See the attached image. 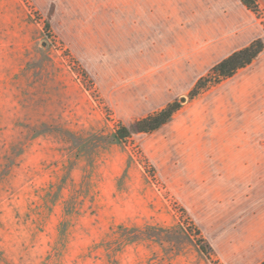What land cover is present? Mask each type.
Listing matches in <instances>:
<instances>
[{"label": "rangeland", "instance_id": "374dc122", "mask_svg": "<svg viewBox=\"0 0 264 264\" xmlns=\"http://www.w3.org/2000/svg\"><path fill=\"white\" fill-rule=\"evenodd\" d=\"M64 1L0 0V264H261L264 195L249 163L235 178L228 163L189 160L200 146L186 114L167 134L135 132L141 115L106 100L75 50L92 0L69 14ZM217 85L174 99L175 114Z\"/></svg>", "mask_w": 264, "mask_h": 264}, {"label": "crops", "instance_id": "0c3cea01", "mask_svg": "<svg viewBox=\"0 0 264 264\" xmlns=\"http://www.w3.org/2000/svg\"><path fill=\"white\" fill-rule=\"evenodd\" d=\"M256 2L264 12V0ZM61 10L75 11L74 0H65ZM75 17V50L85 51L102 95L141 118L188 94L233 52L256 39L264 44L261 19L241 0H92ZM256 97L264 99V48L156 132L168 133V125L186 114L200 146L189 160L228 163L235 178L240 162H247L250 191L264 195V120L240 121L246 110L264 114V100L260 108L240 105V99Z\"/></svg>", "mask_w": 264, "mask_h": 264}, {"label": "trees", "instance_id": "16d2710c", "mask_svg": "<svg viewBox=\"0 0 264 264\" xmlns=\"http://www.w3.org/2000/svg\"><path fill=\"white\" fill-rule=\"evenodd\" d=\"M241 1L248 9L254 13H259V7L256 0ZM263 48L264 44L262 40L256 39L248 46L233 52L214 65L206 75L197 80L194 87L188 93V98L193 99L209 86L219 84L221 81L232 77L237 71L250 65L252 61L261 53ZM180 108L181 104L178 101H173L161 110L135 120L131 125L132 129L137 133L154 132L168 123ZM115 137L118 140L127 139L129 137V131L122 126L115 132ZM261 264H264V261Z\"/></svg>", "mask_w": 264, "mask_h": 264}, {"label": "water", "instance_id": "95a60500", "mask_svg": "<svg viewBox=\"0 0 264 264\" xmlns=\"http://www.w3.org/2000/svg\"><path fill=\"white\" fill-rule=\"evenodd\" d=\"M184 99H182V101H183Z\"/></svg>", "mask_w": 264, "mask_h": 264}]
</instances>
